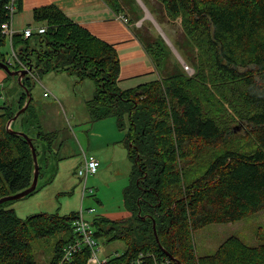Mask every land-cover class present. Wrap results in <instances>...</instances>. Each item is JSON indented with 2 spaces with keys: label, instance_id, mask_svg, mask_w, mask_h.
<instances>
[{
  "label": "trees",
  "instance_id": "1",
  "mask_svg": "<svg viewBox=\"0 0 264 264\" xmlns=\"http://www.w3.org/2000/svg\"><path fill=\"white\" fill-rule=\"evenodd\" d=\"M103 1L116 14L123 12L122 0ZM158 1L170 20H181L193 46L191 54H181L195 74H160L157 81L122 90L120 59L112 45L56 5L33 11L34 22L45 24L44 33L15 34L10 41L3 25L12 21L11 0H0V62L12 71L33 68L22 80L17 107L0 105V199L33 183V152L18 132L33 141L39 182L50 169L57 132L46 131L32 111V88L42 76L65 72L96 86L87 102L90 123L113 117L126 132L123 143L133 165L123 195L129 216L91 221L98 244L126 245L107 264H264V235L257 246L231 236L204 256L194 243L195 233L210 224L264 211V0ZM15 5L17 12L23 10L22 0ZM140 39L161 70L167 57L163 43L145 33ZM7 45L14 58L4 52ZM29 98L26 112L9 130V121ZM9 202L0 205V264H37L32 242L68 233L56 246L51 264H58L63 249L78 238L74 223L80 213L22 219L7 208ZM90 254L89 247H81L67 264H89Z\"/></svg>",
  "mask_w": 264,
  "mask_h": 264
},
{
  "label": "rangeland",
  "instance_id": "2",
  "mask_svg": "<svg viewBox=\"0 0 264 264\" xmlns=\"http://www.w3.org/2000/svg\"><path fill=\"white\" fill-rule=\"evenodd\" d=\"M122 1L124 6L122 13H128L131 21L135 22L134 28L139 37L142 33L149 34L163 43L166 48L167 57L161 70H158L159 74L182 72L194 76L193 64L187 63L181 54V50L186 54L193 52L192 44L184 35L181 20H170L165 7L158 0ZM124 18L128 21L126 17ZM3 50L8 52L10 57L13 54L8 45ZM186 66L189 67V71L186 70ZM16 79L9 76L0 87L1 106L11 105L13 102L15 86L21 87ZM47 91L50 97L44 98L42 94ZM95 91L96 86L92 80L78 82L75 76L65 72L49 73L33 82V106H36L43 115L44 128L47 131L57 130V143L62 146L59 153L61 161L50 160V169L40 178L37 192L7 204V208L13 209L18 217L26 219L42 213H59L65 216L81 211L89 221L98 216L111 219L129 216L123 206V195L129 185L133 165L128 158L127 147L122 142L126 132L120 130L117 124L112 129L107 124L106 127L101 128L110 140V143L102 144V146L108 145L102 150V156L109 158L111 165L106 164V170L102 169L100 173H103L100 176L94 175L88 178V191L85 195H83L84 181L77 174L84 163V154L89 152L86 141L95 125L90 123L87 109V102L95 96ZM13 106L16 108L17 103ZM55 172V178L45 183L53 178L51 176H54ZM90 210L94 213H90ZM263 235L264 211L236 222L210 224L195 233L194 243L198 255L204 256L214 254L231 236H238L247 244L257 246L260 244L259 238ZM68 236V233H61L34 240L32 247L37 264H51L57 243ZM98 248L99 259L104 261L123 254L126 245L121 241L101 242Z\"/></svg>",
  "mask_w": 264,
  "mask_h": 264
},
{
  "label": "crops",
  "instance_id": "3",
  "mask_svg": "<svg viewBox=\"0 0 264 264\" xmlns=\"http://www.w3.org/2000/svg\"><path fill=\"white\" fill-rule=\"evenodd\" d=\"M22 2L23 10L17 12L12 21V28L16 34L23 35V31L29 27L33 29L45 27L44 23L34 22L33 11L38 7L56 5L75 23L89 30L93 35L112 45L117 50L121 65L118 86L122 90L133 89L142 84L160 79L161 75L145 49L138 32L135 31V22L133 23L131 21L128 13L116 14L103 0H22ZM124 17H126L128 21H126ZM8 76L7 72L0 68V87L9 79ZM16 78L18 81L17 76ZM15 89L13 95L14 100L11 106H13L14 103L18 105V101L24 92L22 87L15 86ZM42 95L44 98L50 97L45 96V92ZM32 111L38 116L44 128L45 119H42L43 115L40 114L36 106H33ZM115 121L116 118L112 117L94 122L95 125L86 141L89 152L88 154H84V159L85 157H94L99 160L100 168L96 174L99 176L103 173H100L102 169L103 171L106 170V164L109 166L111 165L110 159L102 156V150L108 146H102V144L104 142L110 143V140H108V135L101 131V128L106 127L105 124L109 125L111 129L115 128L117 124V121ZM16 125L19 129L22 128L21 122H18ZM53 131L57 132V130L48 132ZM69 136H71V134ZM119 138L120 137H118V139ZM85 140L86 139H84V141ZM61 148V144H58L56 139L54 151L57 152V155L54 156L52 154L51 160L56 159L57 161H61L59 158Z\"/></svg>",
  "mask_w": 264,
  "mask_h": 264
},
{
  "label": "built area",
  "instance_id": "4",
  "mask_svg": "<svg viewBox=\"0 0 264 264\" xmlns=\"http://www.w3.org/2000/svg\"><path fill=\"white\" fill-rule=\"evenodd\" d=\"M17 0H11V4L9 5V9L12 13V21L13 17L15 15V12L17 10V7L15 5V2ZM12 21L9 24L3 25V32L4 34L12 41L14 31L11 28ZM46 30L45 27H40L38 29H33L31 27L26 28L24 30V36L26 38L32 36L35 33H44ZM15 57V55H14ZM24 69H27L26 67ZM186 70L189 71V67L186 66ZM45 96H50V93L47 91L45 92ZM100 168V162L98 159L94 157H85L83 165L78 169V176L84 181L83 185V195H85L88 191L87 188V180L90 176H94L98 173ZM90 213H94L93 210L89 211ZM75 232L78 235V238L73 242L67 245L63 249V255L61 259L58 261V264H67L68 262L72 261V257L74 254H76L81 247L87 246L91 250V254L88 260L89 264H107V259L104 261H101L99 259L98 253V243L94 238L93 228L91 226V221L87 220L84 212L81 211L79 214V218L74 223ZM136 264H140V261H138Z\"/></svg>",
  "mask_w": 264,
  "mask_h": 264
},
{
  "label": "water",
  "instance_id": "5",
  "mask_svg": "<svg viewBox=\"0 0 264 264\" xmlns=\"http://www.w3.org/2000/svg\"><path fill=\"white\" fill-rule=\"evenodd\" d=\"M0 68L5 70L7 72V74L9 76H13V77H18V81L22 87V80L27 76L29 75L30 73H32V70L33 68L32 67H29L28 69H23V70H20V71H12L10 69V66L9 64L7 63H4V62H0ZM31 102V98H29V102L26 103V105L17 112V114L14 116V118H12L9 123H8V129L11 130V125L14 121H16L18 119V117H20L22 114H24L29 106V103ZM19 135L23 136L28 142H29V145L32 149V152H33V158H34V164H35V173H34V179H33V183L32 185L24 190L23 192H20L16 195H11V196H8V197H5V198H2L0 199V205L5 203V202H9V201H15V200H19V199H22L26 196H29L31 195L33 192L36 191L37 187H38V184H39V176H40V167H39V163H38V156H37V152H36V149H35V146L33 144V141L25 134V133H22V132H18ZM154 230H155V234L157 236V232H156V227H155V224H154ZM157 241H159V238L157 237ZM167 255L171 258V259H175L171 254H169L168 252H166ZM178 263L180 264V262L178 261Z\"/></svg>",
  "mask_w": 264,
  "mask_h": 264
},
{
  "label": "bare ground",
  "instance_id": "6",
  "mask_svg": "<svg viewBox=\"0 0 264 264\" xmlns=\"http://www.w3.org/2000/svg\"><path fill=\"white\" fill-rule=\"evenodd\" d=\"M17 13V10H16V12H15V14ZM11 28H12V26H11ZM13 29V28H12ZM14 31V30H13ZM15 32V31H14ZM16 34V32L14 33V35ZM13 35V36H14ZM23 36H24V31H23ZM31 37V36H30ZM24 38H26L25 36H24ZM29 38V37H28ZM13 58H14V55H13Z\"/></svg>",
  "mask_w": 264,
  "mask_h": 264
}]
</instances>
